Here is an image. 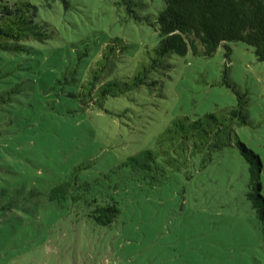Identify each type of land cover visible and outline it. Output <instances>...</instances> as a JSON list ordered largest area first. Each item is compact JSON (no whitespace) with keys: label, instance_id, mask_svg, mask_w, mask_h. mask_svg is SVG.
I'll return each mask as SVG.
<instances>
[{"label":"rangeland","instance_id":"obj_1","mask_svg":"<svg viewBox=\"0 0 264 264\" xmlns=\"http://www.w3.org/2000/svg\"><path fill=\"white\" fill-rule=\"evenodd\" d=\"M113 2L70 0L68 10L60 2L51 12L57 39L35 44L30 55L0 51V264H264V225L243 192L250 163L238 147L192 178L171 172L158 187L132 188L111 228L79 221L50 199L74 167L84 168L81 179H118L116 167L151 148L177 116L236 106V93L222 83L226 69L248 98L238 138L264 164V62L243 42H228L212 57L173 55L156 89L107 99L113 113L69 118L48 110L47 73L58 75L86 44L97 52L109 37H123L131 45L123 73L157 44L153 26L126 22Z\"/></svg>","mask_w":264,"mask_h":264},{"label":"trees","instance_id":"obj_2","mask_svg":"<svg viewBox=\"0 0 264 264\" xmlns=\"http://www.w3.org/2000/svg\"><path fill=\"white\" fill-rule=\"evenodd\" d=\"M60 2L68 10L70 0H0V51L30 55L35 44L47 46L57 39L60 28L51 12ZM113 3L123 12L126 22L134 20L153 26L158 32L157 44L153 49L146 48L133 68L124 73L121 70L126 66L120 68L119 64L126 62L131 45L123 37H109L97 52L86 44L74 59L63 61L58 75L47 73L52 82L43 87V92L51 113L69 118L93 109L110 113L105 106L107 99L126 96L144 87L156 89L162 76L171 69L168 59L173 55L192 52L195 56L212 57L228 42H243L253 49L258 61L264 62V0H114ZM223 77L222 83L237 95L236 106L197 119L177 116L151 148L134 153L116 167L120 172L118 179L110 174L81 179L79 172L84 168L74 167L51 190L50 199L75 214L79 221L111 228L118 222L132 188L158 187L169 179L171 172H185L192 178L199 169L211 164L218 153L238 147L240 155L250 163L243 192L254 201L252 205L264 225V164L258 153L238 138L236 129L248 123V98L233 84L227 69ZM44 79L41 76L42 83ZM8 93L17 94L15 88Z\"/></svg>","mask_w":264,"mask_h":264},{"label":"snow or ice","instance_id":"obj_3","mask_svg":"<svg viewBox=\"0 0 264 264\" xmlns=\"http://www.w3.org/2000/svg\"><path fill=\"white\" fill-rule=\"evenodd\" d=\"M257 194H260V192H259V188L257 189Z\"/></svg>","mask_w":264,"mask_h":264}]
</instances>
